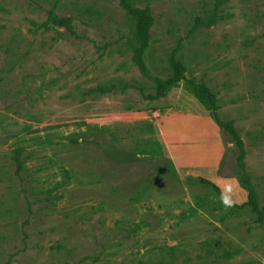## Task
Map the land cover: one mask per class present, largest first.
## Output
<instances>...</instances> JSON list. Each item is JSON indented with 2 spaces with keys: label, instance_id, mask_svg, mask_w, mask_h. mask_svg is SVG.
<instances>
[{
  "label": "rangeland",
  "instance_id": "obj_1",
  "mask_svg": "<svg viewBox=\"0 0 264 264\" xmlns=\"http://www.w3.org/2000/svg\"><path fill=\"white\" fill-rule=\"evenodd\" d=\"M127 1L150 16L145 72L122 0H0V264H264V0ZM172 59L178 85L207 90L233 127L220 175L247 179L256 207L244 188L232 201L201 183L211 201L122 220L62 207L50 133L73 115L161 106ZM80 145L140 165L100 134Z\"/></svg>",
  "mask_w": 264,
  "mask_h": 264
},
{
  "label": "crops",
  "instance_id": "obj_2",
  "mask_svg": "<svg viewBox=\"0 0 264 264\" xmlns=\"http://www.w3.org/2000/svg\"><path fill=\"white\" fill-rule=\"evenodd\" d=\"M66 123L50 133L48 144L62 207L69 211L122 220L211 201L210 189L196 187L199 180L218 187L228 200L246 196L234 177L220 175L222 131L182 84L166 92L161 106L109 108L84 114L81 120L70 116ZM92 134L104 136L140 165L131 167L118 154L110 164L84 146L70 144ZM109 173L133 184L114 188Z\"/></svg>",
  "mask_w": 264,
  "mask_h": 264
},
{
  "label": "trees",
  "instance_id": "obj_3",
  "mask_svg": "<svg viewBox=\"0 0 264 264\" xmlns=\"http://www.w3.org/2000/svg\"><path fill=\"white\" fill-rule=\"evenodd\" d=\"M122 5L126 9V11L132 17H134L136 20V32H137V35H138L140 42H141V51L138 55V61H139L141 68L145 72L144 64H143V51L147 48L148 42H149V32H148L149 25H150L149 13L146 9H139V8L132 7L131 4L127 0H122ZM171 64H172L174 73H173L171 79L169 81H167L164 86H162L163 90L165 91L164 96L168 90H170L173 87L178 86V84L180 82H186V79L184 77L185 69L183 68V66L176 59H172ZM186 90H188V89H186ZM188 91L198 101H200V103H202L201 101H202L203 97L198 95V94L201 93L206 98L211 110L208 109L203 103H202V105H204L206 107V109H208L210 111L212 119L218 125V127L220 129L221 128L226 129V131L231 135H235L233 127L231 126V124H223L218 120V117L215 114L216 107H215L214 100L211 98V96L209 95L207 90L202 89V90H197V91L196 90H194V91L188 90ZM90 136H92V135L80 136V137L76 138L75 141H72L73 140L72 139L70 141V143L73 145L80 144L83 139H86ZM199 183L205 185L206 187L211 188L212 190H214L216 192V194L219 195L220 189L218 187H216L215 185H213L212 183L205 181V180H199ZM241 186H242L241 188H244L248 192L249 201L253 205V207L255 208L257 196H256L254 188L252 187V185L250 184V182L247 179H246L245 183L241 182Z\"/></svg>",
  "mask_w": 264,
  "mask_h": 264
}]
</instances>
